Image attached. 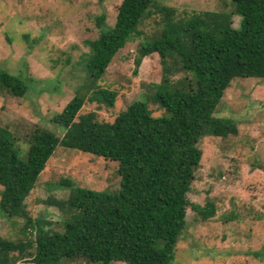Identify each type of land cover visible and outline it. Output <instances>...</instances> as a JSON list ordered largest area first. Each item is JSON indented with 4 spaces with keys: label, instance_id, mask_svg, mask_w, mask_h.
<instances>
[{
    "label": "trees",
    "instance_id": "16d2710c",
    "mask_svg": "<svg viewBox=\"0 0 264 264\" xmlns=\"http://www.w3.org/2000/svg\"><path fill=\"white\" fill-rule=\"evenodd\" d=\"M230 3V12L177 16L174 7L157 0H120L112 25L104 14L94 17L97 36L84 40L87 50L79 57L84 81L49 118L54 130L32 128L20 149L17 137L0 124V213L24 219L23 238L0 235V264L170 263L185 225V193L199 162V138L236 133L229 118L212 115L216 104L234 77L264 78V0ZM151 13L161 15V27L146 35L139 25ZM232 13L239 16L236 27ZM137 38L142 40L133 72L142 57L158 54L162 78L151 97L164 112L152 115L145 100L136 99L111 121L99 120L94 111L79 113L85 102L113 106L115 90L97 81L113 55ZM26 89L18 74L0 68V90L21 96ZM57 146L116 160L120 179L117 190L109 191L62 178L58 183L67 195L47 202L65 219L61 228L44 229L24 199ZM193 208L202 219L214 212L209 201Z\"/></svg>",
    "mask_w": 264,
    "mask_h": 264
},
{
    "label": "rangeland",
    "instance_id": "374dc122",
    "mask_svg": "<svg viewBox=\"0 0 264 264\" xmlns=\"http://www.w3.org/2000/svg\"><path fill=\"white\" fill-rule=\"evenodd\" d=\"M157 1L174 7L177 16L192 10H232L230 0ZM119 2L0 0V68L18 74L27 86L21 96L0 90V124L17 137L20 149L27 145L32 128L54 130L49 118L84 81L79 57L87 50L84 40L97 36L94 17L104 14L107 24L112 25ZM231 20L236 27L239 16L232 13ZM159 22L161 15L151 13L139 27L151 35L161 27ZM141 40L126 42L97 81L115 90L113 106L85 102L79 113L94 111L99 120L111 121L136 99L145 100L152 115L164 112L151 97L154 85L162 78L158 54L142 57L133 72ZM181 75L172 73L170 78ZM212 115L229 118L236 133L199 138V162L185 193L189 201L185 225L169 264H264V78L234 77ZM62 178L86 188L116 191L120 176L116 160L57 146L24 199L26 211L39 219L44 229L61 228L65 219L62 211L47 202L48 198L67 195L68 188L58 183ZM207 201L213 204L214 212L202 219L193 205L203 206ZM23 222L21 217L0 213V235L23 238L19 230ZM64 264L96 263L72 259Z\"/></svg>",
    "mask_w": 264,
    "mask_h": 264
}]
</instances>
